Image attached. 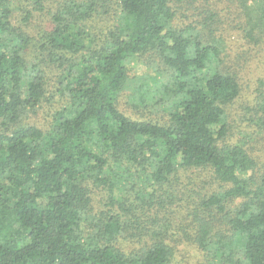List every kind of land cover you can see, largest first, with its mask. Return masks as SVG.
I'll return each mask as SVG.
<instances>
[{"label": "trees", "instance_id": "obj_1", "mask_svg": "<svg viewBox=\"0 0 264 264\" xmlns=\"http://www.w3.org/2000/svg\"><path fill=\"white\" fill-rule=\"evenodd\" d=\"M244 124L264 141V0H0V264H264Z\"/></svg>", "mask_w": 264, "mask_h": 264}, {"label": "rangeland", "instance_id": "obj_2", "mask_svg": "<svg viewBox=\"0 0 264 264\" xmlns=\"http://www.w3.org/2000/svg\"><path fill=\"white\" fill-rule=\"evenodd\" d=\"M48 10H49V6H47V9L44 10L43 12L37 13L34 16V18L30 21L28 27L31 32L36 33L40 28L50 26L51 20L48 18V15H47ZM15 13L16 14L13 19L14 20L13 22L15 25H21L22 12L17 10ZM240 38L241 37L238 35L237 36L230 35L228 38V44H230L229 47L235 46L234 41L238 42V44L240 45L242 43ZM147 62H148L147 58H144V57L143 58L141 57L135 60L134 63H132L131 65L130 75L134 77L136 76L141 77L144 74L148 73L151 76H155L156 74L154 73L152 69L148 70ZM253 70L256 71L255 68H253ZM254 71L251 72L252 76L255 73ZM246 80L248 83L246 82ZM246 80H244V86H245L244 87V91H245L244 98H246L248 90H249V81H250L249 74ZM57 103L58 102L56 101H45L42 104L41 108L39 109L37 115L33 116L32 119L37 121L42 126L46 127L50 123L51 112L55 107H57L56 106ZM122 107L129 115H132V116L140 115L143 117H151V116L157 115L158 113L155 109L153 110L152 108L150 109L147 107L137 110L134 107L133 103L132 104L130 103V99L126 95H124ZM245 129H247L245 127V124L242 125L241 129H235V134L232 135V138L235 139L236 141H238L239 139H243L245 142H249V144H253V146L255 145L258 148H263L264 141L262 142L263 144L261 142L254 144V142H252V138L244 135L243 132ZM202 184H204V182H202ZM118 195L120 194L118 193ZM177 256H178V260L182 262L183 264H200L198 260L201 257V253H199V251L196 248L189 246L188 244H182L179 246V254Z\"/></svg>", "mask_w": 264, "mask_h": 264}]
</instances>
